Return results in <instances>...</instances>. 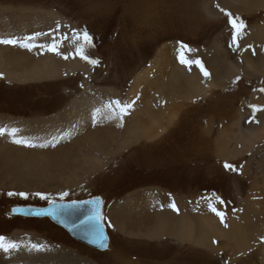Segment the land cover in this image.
Listing matches in <instances>:
<instances>
[{"label": "rangeland", "instance_id": "1", "mask_svg": "<svg viewBox=\"0 0 264 264\" xmlns=\"http://www.w3.org/2000/svg\"><path fill=\"white\" fill-rule=\"evenodd\" d=\"M199 1L200 4L205 2L210 6L211 15L201 13ZM224 1L225 4L223 0H0V22L4 20L11 24L10 31H13L7 38L1 39L35 36L33 43L40 45L44 38L48 40L42 44H49L55 38L60 42L58 50L61 55L51 52L54 59L50 57V61L58 60L55 63L58 64L60 61L75 60L71 64H77L62 65L61 69H57V76L30 80L25 85L2 75L0 117L15 116L18 119L13 118L14 121L30 126L36 121L43 124V119H27L41 113L55 114L58 110L65 113V109L67 111L75 101L86 96L89 97V105L93 104L94 98L97 99L101 110L92 115L93 119L89 120V126L85 129L89 128L90 132L98 130L99 133V125L104 121L108 122V119L111 120L112 115V118L119 120L123 133V136H118L119 139L116 137V143L113 142L114 132L111 137H107L110 151L107 149L109 145L99 154L91 147L87 151L81 150L82 153L72 148L75 158L79 155L80 158L72 167L75 170H66L64 176L56 172V176L47 175L40 184L34 183L31 187L24 181L14 183L11 177L4 180L9 184L0 185V236L18 244L19 247L10 253L0 251V264H6L8 258L20 256L22 252L27 258L33 256L37 250L32 249V244L43 246L39 250L40 253L44 249H50V241L71 244L83 255L79 256L76 252V260H83L87 264H121V260L115 261L117 258L124 260L125 264H264V92L260 91L264 89V69L246 71L245 60L239 59L240 53H243L240 46L245 40L244 37L255 26L264 25V9L247 4L250 0L243 2L244 4L236 0ZM222 7L245 24L235 44L233 39L236 32L229 23V17L220 11ZM0 29L7 32L3 25H0ZM84 30L92 36V46L86 44L82 38L78 41L71 39L73 31L82 33ZM17 33L22 35L19 37ZM63 36L69 39H63ZM181 43L191 49L190 52L184 51L185 58L200 60L209 73L208 77H205L195 64L188 66L180 62ZM72 44L76 47L73 48ZM7 46L10 52H14L13 48L18 45ZM7 46L3 45L5 48ZM77 47H82L85 54L98 60L99 64L93 66L79 56L73 58L71 49L74 53ZM43 51L45 50L40 48V52ZM32 52L31 62L34 58L38 59L37 54ZM64 55H67L68 59H64ZM216 56L221 57V62L230 64V68L232 64L229 62L238 59V66L244 70L240 67H226L227 71L232 72L228 79L231 81L223 80L224 82L219 83L220 80H216L221 79V72L216 73L215 78L212 77L211 62ZM207 63L212 67L209 68ZM163 65H166L165 69ZM195 70L202 83L205 84L206 80L209 83L206 84L209 86L212 83V86L202 93L192 94L187 91L190 95L188 99L193 98L187 100L178 91H185L186 75L195 73ZM171 73L173 78L170 77ZM224 75L226 73L223 72L222 76ZM138 77L140 81L136 82ZM171 85L177 97L181 98L180 115L176 116L173 124L167 125L169 127L158 137L146 142L139 141L131 114L139 110L138 106L143 99L142 107L151 102L150 106H155L152 110H157L158 107L161 112L168 111L170 101L165 88L169 89ZM148 87H152L150 95L147 93ZM196 96L200 97L194 98ZM114 101H119L121 105L131 104L122 119L120 109L115 104H112L111 108L106 107ZM252 106L261 110L254 112ZM92 108L94 105L89 107ZM144 109L145 107L141 111ZM100 113L106 116L100 117ZM52 116L54 115L48 117ZM165 116L166 114L162 113L160 117ZM146 117L142 113L137 122L144 121ZM233 122L238 132H243V128H246L247 132L244 133L253 137L254 142L245 144L241 142V138L237 142L238 133H234L231 127ZM35 129L33 139L38 140L45 129L41 125H36ZM81 132L69 134L65 139H77ZM63 137L52 144V147L56 144H68L67 140H62ZM29 141L35 147L39 146L34 141ZM21 146L16 151L18 154L27 147ZM43 147L45 148V145ZM239 151H242L241 156H237ZM221 152L227 153L228 158L222 157ZM258 152L262 154H257ZM247 160L251 162L252 169L244 174ZM228 161L236 166V172L226 170L221 164ZM255 163L258 164L257 168L262 166L261 163L263 166L257 170ZM156 191L157 200L181 199L191 216H196L198 210L208 212L210 218L207 219L210 224L204 233L209 234L211 243L206 245V242L205 246H199L206 248H199L194 243L196 234H199L197 222L194 224L196 231L194 232L191 225L192 233L185 234L186 210H180L177 206V210H173L169 203L161 199L159 204L162 206L164 202L165 205L161 211L157 209V213L170 212L173 221L166 218L165 223L163 217H158L157 219L162 221L158 224L161 227L166 226L169 221L173 223L172 230L163 229L161 233L156 232L155 237L148 238L152 233L151 228L154 229L150 224L147 228L142 226L128 230L127 237L117 235L116 227L108 217V208L116 201L142 192L152 194ZM9 192H24L28 194V198L9 196ZM61 192L68 193L64 202L83 201L95 196L105 198L104 225L113 246L112 250L111 246L108 247L107 252H111L107 253V256L74 241L64 229L57 227L47 218H43L41 223L24 219L19 221V217L10 219L12 217L5 213V209L11 206H47L48 202L40 199L35 193H43L59 202ZM256 196L260 197L255 199ZM220 200L224 203H220ZM244 203L252 205L251 210L247 211L248 217L243 209ZM210 205L224 214L223 223L219 222L220 217L211 210ZM234 209L237 211L232 212ZM151 215L154 216L153 210ZM122 226L127 228L125 224ZM234 229L243 233L239 246L245 245L244 252L236 253L231 249V241L234 238L231 230ZM60 245L58 248L62 247ZM32 258L35 263L33 260H23L26 258H17L16 261L24 264L44 263L43 260H35L34 256Z\"/></svg>", "mask_w": 264, "mask_h": 264}, {"label": "bare ground", "instance_id": "2", "mask_svg": "<svg viewBox=\"0 0 264 264\" xmlns=\"http://www.w3.org/2000/svg\"><path fill=\"white\" fill-rule=\"evenodd\" d=\"M236 1H238L239 3H243L247 0H236ZM206 2H208V1H206ZM224 2L225 1L223 0V3ZM247 4L251 5L252 7H256L258 9H264V0H250ZM196 5H198V4H196ZM202 5H203V7H202ZM199 6H201V8H200L201 13H203V14L205 13L206 16H209L212 14V9H210V6L208 4H206L205 2L200 4V1H199ZM247 8H249V7H247ZM0 25H3L7 30V32L5 33V32H3V30L0 29V39L3 37L7 38L10 35V33L13 32V31H10V30H12L11 29L12 25L8 24L4 20H1ZM13 28H14V26H13ZM17 28H19V27H17ZM16 35H18L20 37V35H22V33H17ZM244 38H245V40L240 46V49H241V51H243V53L242 52L240 53L239 59H241V60L244 59L247 67L249 65V67L248 68L246 67L245 70L246 71L247 70L253 71V70L264 69V25L258 26V27L255 26V28L250 30ZM46 40H48V39L44 38L42 40L41 44L47 43ZM257 44H259V46H256ZM0 45H1L0 46V75H3L8 79H13V80L19 81L18 84H21V85H23V84L25 85L27 83V81H30V80L43 79V77L57 76L58 75L57 69H59L62 65H67V66H72L74 64L77 65L76 63L71 64L72 62H75V60H70L69 62L68 61L62 62V61H60L61 59L59 60L60 62L58 64H55L56 61H58V60H53L54 62H51L52 60L50 61L49 58L50 57L53 58L51 55V52H49L48 54L45 53L46 50L43 52H40V48H38V47L34 48L32 50L35 52V55L37 54L38 59L34 58V61L32 60L33 62H31L30 58L32 57V53H33L32 51H28L26 48H22L20 46H17L15 48H13L14 52H10L7 45H6L7 46L6 48L3 47L2 44H0ZM74 45L75 44H72L73 48L76 47ZM71 50L73 53V49H71ZM69 53H70V51H69ZM69 53H67V54H69ZM221 55H223V54H221ZM220 59H221L220 56H216L213 58V60L211 62V65L213 67L211 65H208V63H207V66L209 68H210V66L213 68V70H212L213 73L211 72L213 74L212 77L215 78L214 76L218 72H221V74L223 75V72H224V73H226L227 76L226 75L222 76L220 74L221 79H217L216 81L220 80L219 83L224 82L223 80L231 81L228 79H229V77L232 76L230 74L232 72H229L226 70V67L230 68L229 67L230 64H227V62L223 63L220 61ZM237 61H239V60L236 59L232 62H229L232 64L230 69H232V68L233 69H240L241 68L240 66H238V64L240 62H237ZM78 65H79V63H78ZM165 67H166V65L165 66L163 65V69H165ZM241 69H243V68H241ZM236 72H238V71H236ZM170 77L173 78L172 73H171ZM186 78L187 79L184 80V85L186 88L184 87V89H186L189 93H192V94L193 93L206 92L207 89L212 86V83H211V85L208 86L207 84H209V83H207L206 80H205V84L202 83L200 75L196 72V70H195V73H193V74L188 73ZM218 78H219V76H218ZM139 81H140V78L138 77L136 82H139ZM210 81H212V80H210ZM165 92L168 93L169 96H173L172 85H171V88H169V89L165 88ZM184 95H185V93H184ZM185 96L189 97L190 95L187 93V95H185ZM168 99L170 100V98H168ZM171 100H173V99H171ZM92 103L93 104L89 105V97L82 96V98H80L79 101H75L72 104V106L70 104L71 107L67 111L65 109V113L63 112L64 114L62 112L61 113L59 112L56 115L54 114V116H52V117H48L46 119H43L42 120L43 124H39V125L44 126L45 131L43 130L41 132V130H40L42 135L39 136L38 140L33 139V135H34L33 133H35V131H36V129H35L36 125H33L35 128H32L33 126L27 125V123H24V122L14 121L13 118L5 119L2 123L3 125H6L7 127H12V128L15 126H18L15 137L18 136L19 138H22L25 141H27V140L28 141L29 140L34 141L35 144L39 145V146L34 147V148L31 147L32 149H30V147H24L23 146L24 149L22 150V152L20 154H18L16 151L18 149H20L19 147H22V146H21V144H16L13 141H14V139H19V138H15L11 135H8L7 132L5 135L0 136V139L2 140V143H0V185L4 186V185L9 184V183L5 182L6 180H9V177H11L13 179L11 181L14 183H20L21 181H24L27 183V185L29 187H31V185L34 183L40 184V181L47 178V175L56 176V174H58L56 172H60L59 174H62L64 176L66 170L67 171L73 170L72 167H74V165L77 164V162L79 161V158H80L79 157L80 155L77 158H75V156L73 154L74 151H72V148L73 149L76 148L79 150L80 153H82V151H87L91 147V149H95L99 154V153H103V151L106 150L107 145H109L107 149L110 151L109 147H111V146L106 139H107V137H111L113 132H114V141L113 142L116 143V141H117L116 137H117V139H119L118 136H120V135L123 136L121 124H119L120 123L119 120L112 118V115H110L111 120L108 119V122L104 121V122H102L103 123L102 125H99V126H101V130L99 131V133H98V130H92L90 132L89 128L85 129L86 127L89 126V120L93 119L92 115L97 111V109L101 110L99 103H97V99L94 98ZM93 105H94V108L89 109V107H92ZM154 108H155V106L153 107V106H150V104H148L147 106H145V109L143 110V112L141 111L143 113V115L147 116L146 119H144V121H138L137 122V116H139V115L133 116V117H136V119L133 118L134 123H135V126H133V127H135L136 133L139 136V138L142 137L144 140H150L149 137H151L150 135L153 131L155 132V134H154L155 137L161 135V133H163V131L167 127V125H170L175 120V118L177 116L176 112H169V113L167 111L161 112L158 110V107H157V110H152ZM106 111L107 110H105V112ZM148 113H150V115H148ZM162 113L166 114V116L164 118L160 117L162 115ZM95 115H94V118H95ZM99 116L103 117V116H106V114L100 113ZM164 119H166V120H164ZM115 123H116V127H115ZM132 123H133V121H132ZM114 127L116 128V130H114ZM82 129H85V130H83L81 132ZM8 131H10V130H8ZM79 132H81L82 134L77 139H71V138L65 139L67 137V135L76 134ZM36 133H38V132H36ZM97 133H98V135L95 136ZM61 136H64L62 138V140H67L66 143H68V144H65V143L64 144H56V145H54V147H52V144H54ZM70 136H72V135H70ZM131 139H133V138L131 137ZM238 139H239V137H238ZM246 141H248V142L251 141L250 135L247 137ZM121 142H123V140ZM121 142H119V143L122 144ZM41 145H45V148L41 147ZM125 145H127V144H125ZM87 154H90V153H87ZM104 154H106V153H104ZM93 155H95V154H93ZM87 156H89V155H87ZM97 157H98V155H97ZM92 158H93V156H92ZM74 170H75V168H74ZM67 175H69V174H67ZM37 184H35V185H37ZM46 185H47V182H46ZM12 207L13 206L9 207L7 210V212L9 214H11V208ZM118 211H121V210H118ZM125 211H123V212H125ZM245 215L247 216V211L245 212ZM246 216H245V218H246ZM122 217H123V215H117V218H122ZM207 217H209V215L206 216V218H203V220L199 219L200 220L199 225H198L199 227H197L199 234H196L195 239H194V241H195L194 243L198 246H205L206 242H207L206 245H209L211 243V239H209V236H208L209 234L204 233L205 230L207 231L209 229V224H210V220H208ZM19 218H22V217H19ZM242 218H244V217H242ZM35 219H39V218H35ZM125 220L128 222L127 225H131L133 223H136V220L133 216L127 217V218H125ZM158 220H160V218ZM240 220H242V219H240ZM185 221H184V223H185ZM172 225H173V223H169V221H167L166 226L161 227V225L159 224V226L157 228H158V230L159 229L165 230L167 228H172ZM175 227H177V224H175ZM200 228L203 229V233H201V234H200ZM231 231L234 235V238H232V241H231V243H232L231 249L233 251H235L236 253L244 252L246 250L245 245L239 246L241 243V241L239 239L243 238V233H241V231H238L237 229H234V231L233 230H231ZM191 233H192L191 232V225H189L186 227V233L185 234L190 235ZM210 233H212V232L210 231ZM232 233H229V235H231ZM244 235H245V233H244ZM210 246H212V245H210ZM237 246H239V247L237 248ZM212 247H210V248H212ZM49 248H51V247H49ZM44 250H47V249H44ZM105 251H106V249L104 250V252ZM35 252L37 255L40 254V251H35ZM48 253H50V252H48ZM33 256H30L27 258L26 254H24L22 252L20 256H16V257L10 256L11 258H8V261L6 264H24L23 262L16 261V259L17 258H26L23 260L32 261ZM48 256L49 255H47V257ZM34 257H35V260H40V258L43 259V255H42V257H39V256H34ZM45 259H47V258H45ZM117 260H118V258L115 261H117ZM53 261H54V259H53ZM112 261H113V259H112ZM33 262L35 263L34 260H33ZM47 262H49V261H47ZM42 264H47V263L42 262ZM66 264H72V263H71V261H67ZM76 264H87V263H85L83 260H78ZM121 264H125V263L123 262Z\"/></svg>", "mask_w": 264, "mask_h": 264}, {"label": "crops", "instance_id": "3", "mask_svg": "<svg viewBox=\"0 0 264 264\" xmlns=\"http://www.w3.org/2000/svg\"><path fill=\"white\" fill-rule=\"evenodd\" d=\"M187 76V75H186ZM187 79V78H186ZM150 89H152V87H148V89H147V93L150 95L151 93H152V91L150 90ZM178 93H180V94H182V96L183 97H185L187 100H192V99H188V97L187 96H185V95H187V90L185 89V91L183 92V91H178ZM184 93H185V95H184ZM168 94V93H167ZM169 95V94H168ZM201 96H204V95H201ZM154 97H155V94L153 93V99H154ZM197 97H200V96H196V97H194V98H197ZM168 98H170V104H169V111H167L168 113L169 112H176L177 113V117H178V115H180V111H179V109H180V105L182 104L181 103V98L180 97H177V95H176V91H174L173 90V96H169ZM171 99H173V100H171ZM176 99V100H175ZM179 99V100H178ZM143 101H144V99L143 100H141L140 101V106H138L139 107V110H135L134 112H133V114H131L132 116H137V115H139V116H137V119H139L140 118V116H141V114H142V112H141V110L143 109V107H145V106H147L148 104H151V102H149V103H146L143 107H142V105H143ZM174 101V102H173ZM176 101V102H175ZM176 106H175V105ZM178 104V105H177ZM175 107V108H174ZM171 108V109H170ZM60 111L58 110V111H55V114H57V113H59ZM151 113V112H150ZM150 113H148V115H150ZM41 115V116H40ZM50 115H54L53 113H51V114H49V113H43V114H39V115H35V116H33V118H31V119H27V120H40V119H46V118H48V116H50ZM237 117V116H236ZM235 117V118H236ZM8 118H14V119H18V117H15V116H11V115H8V116H5V117H0V129H7V130H11V129H17L18 128V126H15V127H7L6 125H3L2 123H3V121L5 120V119H8ZM133 118H135L136 119V117H133ZM19 119H22L23 121H26V120H24V118H19ZM177 119V118H176ZM2 120V121H1ZM164 120H166V119H164ZM39 125V124H41L40 123V121H36L35 122V124H33V125ZM173 124V123H172ZM171 124V125H172ZM170 125V126H171ZM5 126V127H4ZM169 127V126H168ZM167 127V128H168ZM231 127L233 128V131H234V133H238V137L239 138H241V142L242 143H245V144H250V143H252V142H254V138L253 137H251V141H250V143H248V141H246V139H247V137L249 136V135H247L246 133H244V132H247L246 131V128H243V132H238V130H236V128L234 127V122L232 123V125H231ZM167 130V129H166ZM164 133V132H163ZM154 134H155V132L153 131L152 133H151V137H149L150 139H154V138H156V137H158V136H154ZM162 134V133H161ZM225 136V135H224ZM233 136L236 138V135L235 134H233ZM241 136V137H240ZM17 138H19L18 136H16ZM154 137V138H153ZM20 140L22 139V138H19ZM141 140H143L144 142H146V141H148V140H144L142 137H140V139H139V141H141ZM238 140V138L236 139V141ZM138 141V142H139ZM238 142V141H237ZM241 154H242V151H239L238 153H237V156H241ZM257 154H262V153H257ZM221 155H222V157H224V158H228V155H227V153H225V152H221ZM255 157H258L257 155H255ZM263 157H264V154H263ZM224 163L225 162H222L221 164L222 165H224ZM227 163H230V164H233L231 161H228ZM260 165H262L263 166V163H261ZM259 165V166H260ZM257 166H258V164L257 163H255V168H257ZM261 166V167H262ZM260 167V168H261ZM245 170H244V174L245 173H248L249 171H251V169H252V164H251V162H249L248 160H247V163H246V165H245ZM260 168H257V170H259ZM242 173V172H241ZM158 194V192L156 191V192H153L152 194H150V193H148V192H142L141 194H139V195H135V196H131V197H129V198H125V199H122V200H120V201H116L110 208H108V217L112 220V224H114L115 225V227H116V230H117V235H119V236H122V237H127L128 235H126V233H127V231L128 230H134V229H136L137 227L139 228V227H145V228H147L148 226L147 225H150V224H152L153 225V228H154V230L151 228V230H152V233L148 236V238H153V237H155L154 236V234H156V232L158 233H161L160 231H162V230H158V226H159V224L157 223V222H162V221H159L157 218L158 217H163V221L166 223V218H168V220L170 219L171 221H173V219H172V217H171V214H170V212H164V213H162V214H159V213H157V211H159V210H157V209H160V211H161V209L164 207L163 205H165V203L164 202H162L163 204H162V206H161V204H159V200L161 199V200H165L167 203H169V204H172V203H175V205L177 206V207H179L180 208V210H181V208H184L185 210H186V213H187V219H186V224L185 225H187V226H189V225H192L193 226V228H194V232L196 231V229L197 228H195V226H194V224L197 222V226L199 225V222H200V220L202 219L203 220V218H206V216H208L209 214H208V212L207 211H202V212H199L200 210H198L196 213H197V215L196 216H191L190 214H189V212H187V207H185V204L183 203V201L181 200V199H179V200H173V199H167V198H160V199H155L156 197V195ZM264 195V194H263ZM97 197H99L102 201H103V205H102V212H103V215H104V212H105V198H103V196H97ZM96 196L95 197H92V198H89V199H94V198H97ZM144 197V198H143ZM258 197H260V196H258ZM257 196L255 197V199L256 198H258ZM168 198H170L169 196H168ZM89 199H86V200H89ZM155 200H157V202L155 201ZM253 200V199H252ZM83 201H85V200H83ZM255 201H258V200H255ZM261 201V200H260ZM62 202H64V201H62ZM71 202H73V200L71 201ZM76 202H79V201H76ZM120 204V205H119ZM126 204V205H125ZM139 204V205H138ZM189 204V206H190V203H188ZM123 205V206H122ZM118 206V207H117ZM243 206H245V207H243V209H244V211L246 212V211H250L251 210V208H252V205L251 204H247V203H244L243 204ZM115 207V208H114ZM125 207V208H124ZM128 207V208H127ZM256 207H257V209L260 211V208H259V206L258 205H256ZM121 208V209H120ZM126 211H125V210ZM118 210H121V211H118ZM152 210H153V214L155 215V216H152L151 215V213H152ZM118 211V212H117ZM123 211H125V212H123ZM235 211H237L236 209H234V210H232V212H235ZM200 214H199V213ZM119 213V214H118ZM116 214V215H115ZM117 215H123V217L122 218H117ZM148 215V216H147ZM173 215V214H172ZM203 215V216H202ZM206 215V216H205ZM134 217L135 218V220H136V223H133V224H131V225H127V221L125 220V218H127V217ZM150 216V217H149ZM173 216H175V215H173ZM180 216V215H179ZM147 217V218H146ZM16 218H18V217H16ZM208 218H210V215H209V217ZM230 217H228V220H230L229 219ZM12 219H15V217L14 218H12ZM20 219H24V220H27V221H36V222H43L44 221V219H35V218H30V220L28 219V218H19L18 220L20 221ZM31 219H35V220H31ZM200 219V220H199ZM197 220V221H196ZM124 221H126V223H123ZM148 222V223H147ZM219 222L221 223V220H219ZM144 223V224H143ZM147 223V224H146ZM122 224H125L126 225V227L127 228H125L124 226H122ZM189 224V225H188ZM104 226V228H105V231H106V235L108 236V247L109 246H111V250H112V244H111V242H110V238H109V235H108V233H107V230H106V227H105V225H103ZM57 227H59V226H57ZM61 228V227H60ZM29 230H33V229H29ZM63 230V229H62ZM156 230V231H155ZM158 230V231H157ZM165 230H172V228H167V229H165ZM182 230H184V229H182ZM181 230V231H182ZM64 232H65V230H63ZM66 233V232H65ZM67 234V233H66ZM68 235V234H67ZM69 236V235H68ZM190 239H192V237L190 238ZM50 241V240H49ZM74 241H76V240H74ZM60 243H57V242H51L50 241V243H48L49 245V247H51L50 249H47V250H42L43 252H41L39 255H37V254H35V253H33V255L34 256H39V257H42V255H43V259L42 258H40V260L39 261H44V263H47V264H53V262H54V264H66L67 263V261H71V263L72 264H76L77 263V260H76V258L78 257V255L76 254V252L79 254V256H83L80 252H78V251H76L75 250V248L71 245V244H68V243H66V244H63L61 241H59ZM76 242H78V241H76ZM192 242H193V240H192ZM80 243V242H79ZM59 244H61L60 246H62V247H60V248H58V246H59ZM82 244V243H81ZM194 244V243H193ZM51 245V246H50ZM195 245V244H194ZM77 247H81V246H79V245H77ZM197 247H199V246H197ZM208 247V246H207ZM91 248V247H90ZM199 248H206V247H199ZM68 250V251H65V250ZM93 249V248H92ZM108 249V248H107ZM107 249H106V251L105 252H100V253H102V254H105V256H107V253H110V252H107ZM56 252H54V251ZM46 251V252H45ZM48 252H50V253H48ZM57 254V255H56ZM47 255H49L48 257H47ZM65 255V256H64ZM57 256V257H56ZM115 257L117 256V255H114ZM62 257V258H61ZM45 258H47V259H45ZM51 258H53L54 259V261L53 260H50ZM61 258V259H60ZM50 260V262H47V261H49ZM66 260V261H65ZM118 260H121V263H123L124 262V260H122V259H118ZM46 261V262H45ZM52 261V262H51ZM59 261V262H58ZM90 261V260H89ZM88 261V262H89ZM58 262V263H57ZM90 262H92L93 263V261H90Z\"/></svg>", "mask_w": 264, "mask_h": 264}, {"label": "snow or ice", "instance_id": "4", "mask_svg": "<svg viewBox=\"0 0 264 264\" xmlns=\"http://www.w3.org/2000/svg\"><path fill=\"white\" fill-rule=\"evenodd\" d=\"M217 7H219V5H217ZM221 12H224L225 15H227L229 17V23L231 24L232 28L235 30L236 32V36L233 39V43H237V38L241 35L242 30L245 28V24L242 20H239L238 17H233L231 13L226 12L224 9H220ZM58 31V29H57ZM39 35V34H37ZM83 39V41L88 44L89 46H92V41L93 38L92 36L89 35V33L84 30L82 33H78L76 31H73L72 33V37L71 39L73 40H80ZM36 39L35 36H26L23 39H0V44L2 45H11V46H20L22 48H26L28 51H32L34 48H41L44 49L48 52H52L55 53L56 55H61V53L59 52V44L60 42H58L55 38H53L52 42L49 44H40L37 45L36 43H33V41ZM63 39H69V37L67 36H63ZM237 46H239L237 44ZM180 49H181V53H180V62L182 64L191 66L192 64H195L196 66H198L201 70V72L203 73V75L205 77L209 76V73L204 69V66L202 64V62L200 60H188L185 58L184 56V51H191V49L188 47V45L181 43L180 44ZM73 58H75V56H79L80 59L87 61L88 63L92 64L93 66L98 65L99 61L96 59H91L89 56H87L83 50L82 47H77L75 52L72 53ZM64 59H68L67 55H64L63 57ZM0 78H3L2 75H0ZM237 80H239V77H237ZM260 91L264 92V89H260ZM112 104H115L121 112V119L122 116L124 114L127 113V109H129L131 107V104H126V105H121L119 101H114L112 103H110L109 105H107L106 107L111 108ZM253 107V111H258L261 109H258L256 106H252ZM100 109H97V112H99ZM7 132L8 135H11L13 137H15L17 130L16 129H11L10 131L6 130V129H0V136L5 135ZM16 144H21L27 147H35V145H33L32 143L25 141V140H20V139H14L13 141ZM44 145H41V147H43ZM224 168L226 170L232 171V172H236L237 168L236 166H234L233 164L224 163ZM241 167H243L241 165ZM9 196H20L23 197L24 199L28 198V194L24 193V192H9L8 193ZM36 196H38L40 199L42 200H46L49 204L48 208H43V209H13L12 211L15 212H27L30 213L32 215H43V216H52L53 218L56 219H61V217H63L65 215V209H69V208H79L81 206L80 203H77L76 201H73L71 205H66L63 203H57L55 200L50 199L47 195L43 194V193H35ZM68 196L67 192H61L59 194V200L63 201L65 199V197ZM220 203H224V201L220 200ZM84 204H90L92 205V210L91 213L84 217L81 221H80V225H74V227H80L82 225H91L90 228V235L92 238V242L97 244L101 249H107L108 248V243H107V237L105 235V231H104V215L102 212V205H103V201L97 197L91 201H84L81 202ZM173 210H177L176 209V205L175 203H172L169 205ZM211 207V210L213 212H215V214L217 216L220 217L221 222H224V214L220 211H217V209L215 207ZM63 222V221H62ZM225 226L227 227V225L225 224ZM109 227H111V225H109ZM19 247L18 244L11 242V241H7L6 238L4 236H0V251H3L4 253H10L13 250H16ZM32 249L39 251L43 246L39 245V244H32L31 245Z\"/></svg>", "mask_w": 264, "mask_h": 264}, {"label": "water", "instance_id": "5", "mask_svg": "<svg viewBox=\"0 0 264 264\" xmlns=\"http://www.w3.org/2000/svg\"><path fill=\"white\" fill-rule=\"evenodd\" d=\"M95 199V198H94ZM93 199H89V200H85V201H91ZM58 204L59 203H63L66 205H71L72 202H62V201H56ZM84 201H79L77 203H80L81 206L79 208H69V209H65V215L63 217H61V219H56L53 218L52 216H37V215H32L30 213L27 212H13V209H43V208H48L49 204L45 207L42 208H35V207H18V206H13L11 208V214H9L7 212L8 208L5 209V213L9 216V217H22V218H39V219H43V218H47L50 222H52L54 225L56 226H60L62 229L65 230V232L73 239L76 240L82 244H85L93 249H95L96 251L99 252H104L105 249H101L97 244L92 242V238L90 235V228L91 225H82L80 227H74V225H80V221L88 216L91 213L92 210V205L90 204H84L81 203ZM63 221V222H62ZM104 227V226H103ZM105 231V228H104ZM105 235H106V231H105ZM107 237V235H106ZM107 243H108V237H107Z\"/></svg>", "mask_w": 264, "mask_h": 264}, {"label": "flooded vegetation", "instance_id": "6", "mask_svg": "<svg viewBox=\"0 0 264 264\" xmlns=\"http://www.w3.org/2000/svg\"><path fill=\"white\" fill-rule=\"evenodd\" d=\"M12 218H14V217H12ZM12 218H10V219H12Z\"/></svg>", "mask_w": 264, "mask_h": 264}]
</instances>
